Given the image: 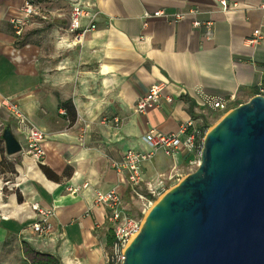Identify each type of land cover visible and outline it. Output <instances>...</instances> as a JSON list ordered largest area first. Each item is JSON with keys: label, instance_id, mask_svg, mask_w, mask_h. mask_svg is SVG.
I'll use <instances>...</instances> for the list:
<instances>
[{"label": "crops", "instance_id": "1", "mask_svg": "<svg viewBox=\"0 0 264 264\" xmlns=\"http://www.w3.org/2000/svg\"><path fill=\"white\" fill-rule=\"evenodd\" d=\"M28 0H0V264H31L32 249L60 264H113L114 232L96 190L115 189L133 217H144L149 183L169 189L192 171L191 153L157 150L142 165L143 180L131 186L126 170L114 168L129 149L151 152L144 140L150 128L176 132L189 121L208 129L225 113L204 103L206 95L249 101L264 84V0L238 2L223 11L220 0H29L39 13L22 35L13 20L24 17ZM89 11L82 27L94 30L76 40L70 30L74 5ZM186 12L183 20L144 12ZM196 10L195 13L190 11ZM212 21V36L193 21ZM260 28L262 39H247ZM15 49V53L14 52ZM166 81L172 102L146 114L136 103L149 86ZM14 100L47 138L39 163L27 152L26 135L5 105ZM10 125L22 150L8 154L2 139ZM34 203L52 208V230L35 232L41 215Z\"/></svg>", "mask_w": 264, "mask_h": 264}, {"label": "water", "instance_id": "2", "mask_svg": "<svg viewBox=\"0 0 264 264\" xmlns=\"http://www.w3.org/2000/svg\"><path fill=\"white\" fill-rule=\"evenodd\" d=\"M2 139L22 150L10 125ZM121 264H264V95L207 131L198 168L154 204Z\"/></svg>", "mask_w": 264, "mask_h": 264}, {"label": "built area", "instance_id": "3", "mask_svg": "<svg viewBox=\"0 0 264 264\" xmlns=\"http://www.w3.org/2000/svg\"><path fill=\"white\" fill-rule=\"evenodd\" d=\"M223 11L235 10L239 7V3L229 2L228 0H220ZM264 13V3L260 5ZM24 17L13 20L16 35H22L24 25L27 23L29 17L39 13L38 8L31 1H26L23 6ZM195 13L196 10L190 11ZM188 13L176 12L168 13L165 10H156L154 12H144V26L148 25V20L152 17H164L171 21L178 22L183 20ZM264 15V14H263ZM83 17L93 16L91 13L77 4L73 6L71 12L70 30L77 32L76 40H81L84 33L96 28L95 24L91 23L86 27H82L81 20ZM193 26L196 28L205 27V36H212V21L201 22L199 20L193 21ZM260 28L253 31L252 36L247 39L249 45H257L262 39ZM15 53V49L14 52ZM168 87L166 81L156 82L149 86L146 93L139 97L135 110L138 113L146 114L153 108L160 107L162 101L172 102L173 97L165 95L164 91ZM258 94L264 95V84L260 83L258 86ZM234 97L216 98L212 95L204 97V103L211 105L215 109L227 112L232 106ZM5 105L10 110L11 114L16 117L18 128L26 135L27 138V152L39 163L44 161L46 149L44 142L47 138L46 132L36 126L22 111L20 106L11 99H5ZM208 129L199 128L194 125L193 121L180 126L176 132H158L155 128H150L144 135V140L151 147V152L129 149L125 153L121 161H114L113 166L118 170H126L128 173V181L131 186H138L143 180L142 165L145 161L151 159L157 150H162L166 155H173L182 146L185 147L192 155L190 159L191 166H199L201 160V153L204 147V139ZM167 190L163 180H158L155 184L149 183L148 195L136 192V195L144 202L145 212L153 200L163 195ZM95 206L104 207L106 210L105 218L112 225L114 232L113 254L111 262L113 264H121L125 258V250L132 239L138 234L144 223V217H133L123 207L122 195L115 189L109 191L96 190L93 200ZM34 212L41 215V220L33 225L35 232L40 235H47L52 230L50 218L55 215L52 208H45L39 203L32 205Z\"/></svg>", "mask_w": 264, "mask_h": 264}, {"label": "trees", "instance_id": "4", "mask_svg": "<svg viewBox=\"0 0 264 264\" xmlns=\"http://www.w3.org/2000/svg\"><path fill=\"white\" fill-rule=\"evenodd\" d=\"M27 255L31 264H60L59 260L49 253H41L30 249L28 250Z\"/></svg>", "mask_w": 264, "mask_h": 264}, {"label": "rangeland", "instance_id": "5", "mask_svg": "<svg viewBox=\"0 0 264 264\" xmlns=\"http://www.w3.org/2000/svg\"><path fill=\"white\" fill-rule=\"evenodd\" d=\"M235 105H236V104H234L233 107H231L230 109H233L234 107H236ZM227 112H228V111H227ZM227 112H225V113H223L222 115H220L214 124H216V123H217V122H218V121H219V120H220V119H221V118H222ZM214 124H213V125H214ZM213 125H211V126L208 128V130H209ZM208 130H207V131H208ZM197 168H198V166H195V165H194V166L192 167V171H191V172H194ZM191 172H190V173H191ZM188 174H189V173H188ZM183 178H184V177H183ZM183 178H182V179H183ZM182 179H181V180H182ZM178 182H179V181H178ZM170 188H171V187H170ZM170 188H169V189H170ZM169 189L167 188V190H169ZM167 190H166V191H167ZM163 195H164V194H163ZM163 195H161V196L155 198V199L153 200V202H151V204L154 203V202H157V201H158ZM151 204H150V205L148 206V208L146 209V211H147L146 213H148V210L150 211V209H151Z\"/></svg>", "mask_w": 264, "mask_h": 264}, {"label": "bare ground", "instance_id": "6", "mask_svg": "<svg viewBox=\"0 0 264 264\" xmlns=\"http://www.w3.org/2000/svg\"><path fill=\"white\" fill-rule=\"evenodd\" d=\"M155 203H156V202H154V203L151 204V208L154 206ZM148 212H149V210H148Z\"/></svg>", "mask_w": 264, "mask_h": 264}]
</instances>
